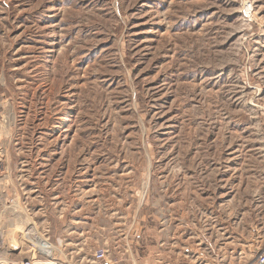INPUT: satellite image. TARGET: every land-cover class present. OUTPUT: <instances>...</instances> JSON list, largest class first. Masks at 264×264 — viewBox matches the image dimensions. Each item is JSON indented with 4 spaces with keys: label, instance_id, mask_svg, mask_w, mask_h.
Here are the masks:
<instances>
[{
    "label": "rangeland",
    "instance_id": "obj_1",
    "mask_svg": "<svg viewBox=\"0 0 264 264\" xmlns=\"http://www.w3.org/2000/svg\"><path fill=\"white\" fill-rule=\"evenodd\" d=\"M40 243L68 264L253 258L264 0H0V256Z\"/></svg>",
    "mask_w": 264,
    "mask_h": 264
},
{
    "label": "built area",
    "instance_id": "obj_2",
    "mask_svg": "<svg viewBox=\"0 0 264 264\" xmlns=\"http://www.w3.org/2000/svg\"><path fill=\"white\" fill-rule=\"evenodd\" d=\"M60 244V243H59ZM39 256L28 255L19 259L10 260L9 264H68V261L56 253V247L49 243L36 244ZM91 263L93 264H115L105 248L98 249L92 254ZM246 264H264V245L259 247L253 254V258Z\"/></svg>",
    "mask_w": 264,
    "mask_h": 264
},
{
    "label": "bare ground",
    "instance_id": "obj_3",
    "mask_svg": "<svg viewBox=\"0 0 264 264\" xmlns=\"http://www.w3.org/2000/svg\"><path fill=\"white\" fill-rule=\"evenodd\" d=\"M31 230V229H30ZM33 233V232H32ZM28 234H29V232H28ZM27 234V235H28ZM21 236V235H20ZM31 241V240H30ZM18 243V242H17ZM19 245V244H18ZM11 259H8V257L7 256H0V264H9V263H11V261H10Z\"/></svg>",
    "mask_w": 264,
    "mask_h": 264
}]
</instances>
